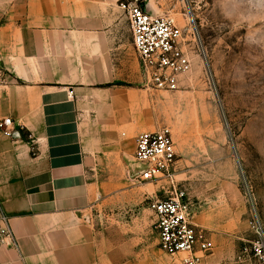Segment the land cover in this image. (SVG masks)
<instances>
[{
    "label": "crops",
    "instance_id": "crops-1",
    "mask_svg": "<svg viewBox=\"0 0 264 264\" xmlns=\"http://www.w3.org/2000/svg\"><path fill=\"white\" fill-rule=\"evenodd\" d=\"M120 1L0 0V121L20 135L0 129V217L14 235L0 264H184L160 248L149 207L164 186L139 175L137 138L163 128L161 101ZM140 1L154 15L178 8ZM188 198L212 252L220 227Z\"/></svg>",
    "mask_w": 264,
    "mask_h": 264
},
{
    "label": "rangeland",
    "instance_id": "rangeland-1",
    "mask_svg": "<svg viewBox=\"0 0 264 264\" xmlns=\"http://www.w3.org/2000/svg\"><path fill=\"white\" fill-rule=\"evenodd\" d=\"M177 5L171 16L190 38L192 70L176 91L156 90L161 127L171 131L181 160L176 184L211 212L223 234L204 258L264 264V0Z\"/></svg>",
    "mask_w": 264,
    "mask_h": 264
},
{
    "label": "built area",
    "instance_id": "built-area-1",
    "mask_svg": "<svg viewBox=\"0 0 264 264\" xmlns=\"http://www.w3.org/2000/svg\"><path fill=\"white\" fill-rule=\"evenodd\" d=\"M119 8L126 15L133 35V44L144 79L159 91L173 92L179 88L180 77L192 70L185 29L170 14L154 15L146 12L140 0H122ZM196 40V39H195ZM10 118L0 121V129L8 136L19 137L10 128ZM136 161L142 165V181L167 180L163 198L150 200L160 238V248L167 254H186L184 264H201L213 248L205 233L192 224L193 205L188 193L175 180L177 151L168 128L141 133L137 138ZM14 245V235L6 216L0 217V246Z\"/></svg>",
    "mask_w": 264,
    "mask_h": 264
}]
</instances>
